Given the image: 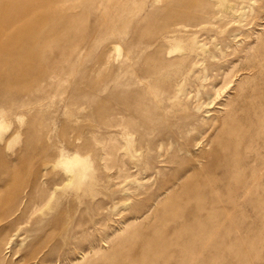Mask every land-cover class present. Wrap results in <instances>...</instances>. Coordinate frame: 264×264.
<instances>
[{"label": "rangeland", "instance_id": "obj_1", "mask_svg": "<svg viewBox=\"0 0 264 264\" xmlns=\"http://www.w3.org/2000/svg\"><path fill=\"white\" fill-rule=\"evenodd\" d=\"M224 1L20 18V79L0 88V264H264V0ZM78 154L87 175L65 167Z\"/></svg>", "mask_w": 264, "mask_h": 264}, {"label": "bare ground", "instance_id": "obj_2", "mask_svg": "<svg viewBox=\"0 0 264 264\" xmlns=\"http://www.w3.org/2000/svg\"><path fill=\"white\" fill-rule=\"evenodd\" d=\"M67 5H69V0H0V37H2L1 40L6 42L0 47V56H2L0 57V88L8 87V83L11 79L14 81L20 79V70L16 71L14 75H10L7 70L8 67L14 65L13 63L17 64L20 60V18L36 17L39 22L35 28L39 29L42 24L48 25L49 23H54L59 20L61 14L59 15L57 10L62 6L67 7ZM223 6L228 9L230 7L229 1L225 0L223 2ZM35 8L41 9L44 12H40L41 10L38 12ZM68 9H70V5L68 6ZM63 10L66 9L63 8ZM40 33L41 31L36 32L38 36H40ZM2 66H4V69L1 68ZM3 118V114L0 113V128L3 127ZM62 159L66 164L65 167H67L72 174L75 170L74 168L79 165L83 169L79 175H87L85 174V169L87 167V163L89 166V162L82 159L79 154L72 157L65 156ZM67 172L70 174L69 171ZM72 180L73 179L70 177L67 182L70 183ZM52 197L49 198V201L43 205L44 208L50 206ZM26 198V210H28V208L36 204L37 199L33 198L32 193L27 195ZM9 203L11 206L15 204L20 205V194L11 196ZM37 210L43 211V208L36 209L35 211ZM17 211L19 212L20 208H18ZM16 223L20 225V215L16 219Z\"/></svg>", "mask_w": 264, "mask_h": 264}]
</instances>
